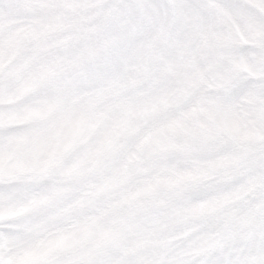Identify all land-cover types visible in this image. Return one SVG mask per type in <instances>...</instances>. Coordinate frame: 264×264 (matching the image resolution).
<instances>
[{
  "label": "snow or ice",
  "instance_id": "snow-or-ice-1",
  "mask_svg": "<svg viewBox=\"0 0 264 264\" xmlns=\"http://www.w3.org/2000/svg\"><path fill=\"white\" fill-rule=\"evenodd\" d=\"M0 0V264H249L238 246L245 214L264 220V157L234 164L216 140L203 167L149 206L150 186L112 199L120 188L103 182L116 155L129 183L148 176L136 145L97 141L114 82L87 71H67L97 36L118 30L125 40L166 24L191 38L216 20L232 22L251 0ZM118 15L106 23L102 7ZM142 8L145 15H137ZM264 39V33H261ZM123 62L106 61L120 71ZM231 143L227 129L220 133ZM167 160L180 159L164 150ZM255 185L249 191L250 185ZM141 231L142 250L121 245ZM88 244L83 251L81 245Z\"/></svg>",
  "mask_w": 264,
  "mask_h": 264
},
{
  "label": "clouds",
  "instance_id": "clouds-1",
  "mask_svg": "<svg viewBox=\"0 0 264 264\" xmlns=\"http://www.w3.org/2000/svg\"><path fill=\"white\" fill-rule=\"evenodd\" d=\"M162 13L171 4L158 0ZM114 5L99 13L106 23L118 15ZM137 15H145L139 8ZM264 0H251L232 22L216 20L191 38H177L166 24L151 31H138L125 40L118 30L101 32L94 47L80 52L79 63L67 71L75 78L82 72L97 73L114 82L108 106H101L106 126L96 132L97 141L115 138L134 153L148 176L129 183V167L116 155L106 167L102 181L112 182L124 193L150 186L151 197L137 201L149 206L173 186H180L189 173L203 167L202 155L216 140L234 164L243 166L264 157ZM123 62L120 71L106 61ZM227 129L231 143L220 133ZM180 159L164 158V150ZM264 182V174L256 183ZM255 185L249 186V191ZM264 207V200L259 202ZM237 242L249 264H264V220L245 214ZM146 236L130 231L121 245L131 252L142 250ZM88 244L80 246L83 251Z\"/></svg>",
  "mask_w": 264,
  "mask_h": 264
}]
</instances>
